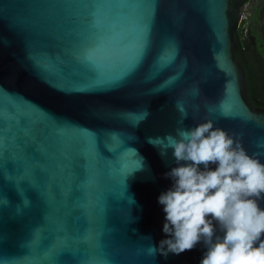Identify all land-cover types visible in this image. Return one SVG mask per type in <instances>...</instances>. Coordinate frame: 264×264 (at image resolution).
Returning a JSON list of instances; mask_svg holds the SVG:
<instances>
[{
  "label": "water",
  "instance_id": "95a60500",
  "mask_svg": "<svg viewBox=\"0 0 264 264\" xmlns=\"http://www.w3.org/2000/svg\"><path fill=\"white\" fill-rule=\"evenodd\" d=\"M244 1L0 0V264H200L150 253L175 162L148 139L211 119L264 163Z\"/></svg>",
  "mask_w": 264,
  "mask_h": 264
},
{
  "label": "clouds",
  "instance_id": "9594fccd",
  "mask_svg": "<svg viewBox=\"0 0 264 264\" xmlns=\"http://www.w3.org/2000/svg\"><path fill=\"white\" fill-rule=\"evenodd\" d=\"M148 142L175 162L164 173L171 187L158 196L165 236L150 253L179 255L202 242L200 264H264V163L211 119Z\"/></svg>",
  "mask_w": 264,
  "mask_h": 264
},
{
  "label": "trees",
  "instance_id": "16d2710c",
  "mask_svg": "<svg viewBox=\"0 0 264 264\" xmlns=\"http://www.w3.org/2000/svg\"><path fill=\"white\" fill-rule=\"evenodd\" d=\"M237 42V57L245 66L247 72V87L250 99L256 106L264 107V61L255 63L250 61L247 56V49L250 39H248L246 20L241 21L235 31Z\"/></svg>",
  "mask_w": 264,
  "mask_h": 264
},
{
  "label": "flooded vegetation",
  "instance_id": "af4514ba",
  "mask_svg": "<svg viewBox=\"0 0 264 264\" xmlns=\"http://www.w3.org/2000/svg\"><path fill=\"white\" fill-rule=\"evenodd\" d=\"M260 0H245V11L242 21L246 20L248 39L251 43L248 45L246 56L250 61L260 63L264 61V21L263 13L255 3ZM261 16V17H260Z\"/></svg>",
  "mask_w": 264,
  "mask_h": 264
},
{
  "label": "rangeland",
  "instance_id": "374dc122",
  "mask_svg": "<svg viewBox=\"0 0 264 264\" xmlns=\"http://www.w3.org/2000/svg\"><path fill=\"white\" fill-rule=\"evenodd\" d=\"M257 5V7L259 8V10H261V12L263 13L262 15V21H264V0H260L257 3H255Z\"/></svg>",
  "mask_w": 264,
  "mask_h": 264
}]
</instances>
